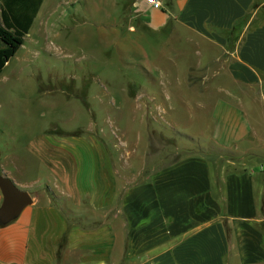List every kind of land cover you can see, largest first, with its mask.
Here are the masks:
<instances>
[{
	"label": "crops",
	"instance_id": "1",
	"mask_svg": "<svg viewBox=\"0 0 264 264\" xmlns=\"http://www.w3.org/2000/svg\"><path fill=\"white\" fill-rule=\"evenodd\" d=\"M120 1L157 37L154 60L170 44L176 61L197 62L199 76L191 63L186 81L200 85L195 97L215 99L211 142L236 156L200 151L122 193L101 145L31 142L19 165L0 163L33 198L0 225V264H264V167L237 154L264 150V126L243 110L250 105L260 115L254 100L256 86L264 89V0H163L162 8Z\"/></svg>",
	"mask_w": 264,
	"mask_h": 264
},
{
	"label": "rangeland",
	"instance_id": "2",
	"mask_svg": "<svg viewBox=\"0 0 264 264\" xmlns=\"http://www.w3.org/2000/svg\"><path fill=\"white\" fill-rule=\"evenodd\" d=\"M135 15L120 0H44L24 44L0 70L4 167L19 165L24 147L44 138L95 142L123 193L174 160L203 149L231 151L211 142L215 99L195 97L200 85L186 81L191 63L199 76L197 62L176 61L170 44L154 60L157 37ZM256 87L260 115L250 105L243 110L263 128L264 89ZM249 152L237 154L259 171L264 150ZM14 170L20 177V166Z\"/></svg>",
	"mask_w": 264,
	"mask_h": 264
},
{
	"label": "trees",
	"instance_id": "3",
	"mask_svg": "<svg viewBox=\"0 0 264 264\" xmlns=\"http://www.w3.org/2000/svg\"><path fill=\"white\" fill-rule=\"evenodd\" d=\"M44 0H0V70L24 44L34 18ZM202 151L236 156L223 149Z\"/></svg>",
	"mask_w": 264,
	"mask_h": 264
},
{
	"label": "water",
	"instance_id": "4",
	"mask_svg": "<svg viewBox=\"0 0 264 264\" xmlns=\"http://www.w3.org/2000/svg\"><path fill=\"white\" fill-rule=\"evenodd\" d=\"M0 189L3 201L0 205V225L16 218L22 210L31 204L33 198L27 189L19 187L10 177L2 173L0 166Z\"/></svg>",
	"mask_w": 264,
	"mask_h": 264
},
{
	"label": "built area",
	"instance_id": "5",
	"mask_svg": "<svg viewBox=\"0 0 264 264\" xmlns=\"http://www.w3.org/2000/svg\"><path fill=\"white\" fill-rule=\"evenodd\" d=\"M146 1L149 2L154 8L163 7V0H146Z\"/></svg>",
	"mask_w": 264,
	"mask_h": 264
}]
</instances>
